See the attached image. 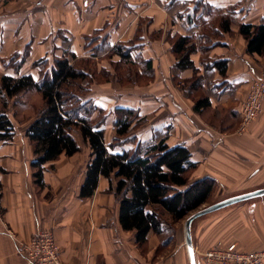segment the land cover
Masks as SVG:
<instances>
[{"label":"crops","instance_id":"0c3cea01","mask_svg":"<svg viewBox=\"0 0 264 264\" xmlns=\"http://www.w3.org/2000/svg\"><path fill=\"white\" fill-rule=\"evenodd\" d=\"M173 1L1 0L8 14L0 21V92L4 76L31 75L36 82L40 80L34 62L25 71L24 56L43 53L41 44L46 39L51 38L50 44L53 42L51 53L57 54L62 44L69 42L70 47L65 50L78 58H89L93 55L88 54L91 42L88 48L85 38L97 33L107 42L108 53L118 45L131 50L133 64H142L140 76L152 79L155 71L150 86L144 92L135 91L129 98L111 93L85 97L93 102L95 113L109 114L116 135L117 110L135 111L145 120V125L126 137L122 146L114 147L107 141L109 126L105 123L101 129L109 153L123 154L134 151L139 144L165 141L171 148L185 146L190 150L192 162L197 165L193 182L211 178L217 183V191L228 198L263 189L264 102L260 116L245 131H240V127L241 104L252 83L264 79V55L248 54V43L239 26L264 22V0H201L212 11L210 15L203 14L202 9L193 12L200 0ZM183 7L191 11L181 15ZM221 15L229 16L239 25L232 24L231 32L227 33L211 28L220 38L202 49L196 41L207 40L210 23ZM143 19L150 20L149 27L139 32L138 22ZM42 26L47 34L45 39L41 36ZM163 29L161 39L150 38L153 32ZM180 37L189 38L190 45L195 47L190 60L196 72L177 69L179 61L173 50ZM15 56L16 66L8 65ZM113 58L122 61L118 55ZM42 59L45 58L37 62ZM205 59L212 62L204 66ZM221 60L228 62L226 77L213 66ZM206 74L214 78L211 85L204 79ZM193 75L199 77L198 87L193 90L188 85L181 90L177 84L186 83ZM191 94L197 102L209 98L210 107L196 111ZM23 97L21 94L9 101L5 108L0 94V114L6 113L15 127L11 141H0V264H28L19 246L41 230L54 233L65 264H190L185 236L180 235V230L176 247L164 256L159 255L163 239L153 233L149 234L145 247L136 244V233L121 227L120 201L110 191V180L101 177L95 194L81 197L92 158L91 149L80 133L75 137L80 153L73 157L62 155L45 164L42 185L39 184L33 166L36 160L33 144L26 136L36 119L27 126H16L13 122L16 100ZM112 182L116 187L114 178ZM192 237L198 264H206L201 253L217 244H236L243 252L263 251L264 197L195 221Z\"/></svg>","mask_w":264,"mask_h":264},{"label":"trees","instance_id":"16d2710c","mask_svg":"<svg viewBox=\"0 0 264 264\" xmlns=\"http://www.w3.org/2000/svg\"><path fill=\"white\" fill-rule=\"evenodd\" d=\"M211 12L209 10L207 14ZM232 23V19L221 15L210 23V27L227 33L231 32ZM239 32L247 40L249 55H264V22L258 25L241 24ZM190 43L191 40L184 37L176 41L173 51L179 61L177 69L195 70L190 60L195 47ZM110 53L112 56H120L126 64L133 65L132 52L126 51L124 46L118 45ZM96 57L98 55L93 54L89 58H78L65 50L61 56L55 57L50 75L38 82L31 75L18 78L4 76L0 92L3 94L4 107H8L9 101L33 90L38 91L42 97L44 108L26 134L33 144L36 157L33 166L37 169L36 178L40 185L45 164L62 155L73 157L80 153L75 138L77 131L89 145L92 158L81 197H92L101 177L110 180V191L120 201L119 220L122 229L135 232L136 244L141 248L148 244L150 233L159 237L168 235L162 246L169 247L176 238L173 224L187 220L210 203L217 183L211 178L192 182V174L197 165L192 162L191 152L185 146L171 148L165 141H161L156 144H139L134 151L123 154L109 153L105 132L101 129L106 119L93 120L92 115L97 111L93 102L86 101L85 96L78 94L81 83L88 76L86 69H91V61ZM13 59L16 61L14 65L11 63ZM45 60L38 61L35 67L41 66ZM9 64L16 66L17 56ZM213 66L222 77H226L227 61H216ZM194 85L198 87L199 81ZM210 105V99L205 98L196 102L195 110L207 109ZM103 113L99 111L98 114ZM136 118L138 120L139 115L135 111L117 110L118 139L129 136ZM14 134L15 127L11 119L6 113L0 114V141H11ZM113 178L116 187L113 186Z\"/></svg>","mask_w":264,"mask_h":264},{"label":"rangeland","instance_id":"374dc122","mask_svg":"<svg viewBox=\"0 0 264 264\" xmlns=\"http://www.w3.org/2000/svg\"><path fill=\"white\" fill-rule=\"evenodd\" d=\"M177 2L176 0L173 1V3ZM173 5V4H172ZM174 6V5H173ZM171 6V8L173 7ZM194 7V6H193ZM186 7H183L181 9V15L186 14L187 12H190V9H187L185 11ZM199 9H202V13L205 14L206 12L209 11L208 6L203 2V1H199L196 4V9H194L193 12L197 11ZM193 12H191L190 14H193ZM177 13V12H176ZM8 14V11L4 9V7L1 4V0H0V21L1 18L5 17ZM225 14V13H222ZM217 15V14H216ZM226 16V15H224ZM228 19H231L230 17H227ZM149 19H143L140 20L138 23V28H139V32H141V28H146L149 27ZM232 24L233 25H239L238 22L236 20L232 19ZM215 27V26H214ZM208 28H212V27H208ZM216 28V27H215ZM208 29V30H210ZM165 29L161 30L160 32H153L150 35V38L152 40H159L162 38L163 35V31ZM46 30H44V26H42V30H41V36L42 39L46 38L45 34ZM149 32V31H148ZM149 35V34H148ZM234 35V34H232ZM220 38V34L214 32L213 29H211V31L209 32L208 36H207V40L206 41H196V44L200 47H202V49H204L206 46H209V44H211L214 40H219ZM197 38H194V40H196ZM50 40L46 39L45 41H43L42 47H43V53H41L40 51H38L36 54H25L24 56V63H26V67H25V71H29L30 70V65L31 63L34 62L33 67L35 68V64H37V60H39L41 57H44L46 60V62H44L41 66H38V71L41 74V80L44 78V76L50 75L51 72V68L54 67L55 65V57L57 56H61L62 52H64L65 49L70 47V43L66 42L65 44H62V50L58 51V53H51V49H52V44L53 42L51 41L50 44ZM86 41V46L88 47V44L91 42V48H89L91 51L88 53L89 55L96 54L98 55V59L91 61L92 62V67L91 69H86V72L88 73L87 79H85L82 83H81V91L78 94H81L85 97H91L92 95H97V94H112L115 97H119V98H124L127 97L129 98V96L133 95L135 93V91L137 92H144L145 88L149 87L150 84L155 80V71L154 74L151 78H146L145 76H140V69H142V64L140 62L138 63H134L133 65L130 64H126L123 61H119L118 58H113L112 59V55L111 53H108V44L106 41H103L100 39L99 34L94 33L91 37H86L85 38ZM59 42V41H58ZM40 45V46H41ZM41 47V48H42ZM81 55L83 53H80ZM86 55H88L86 52L84 53ZM20 59V58H19ZM15 59L12 60V65L15 64ZM203 65L205 66L207 63L212 62L210 59H205L202 61ZM32 68V67H31ZM44 68V69H43ZM207 69V68H206ZM142 74V73H141ZM145 77V78H144ZM199 77H197L196 75H193V77L190 80H187L186 83H180L177 84L179 85V88L181 90L185 89L186 86H190L191 88L194 90L196 88V86L194 85ZM204 79H206L208 84H212V80L214 79L212 75H208L206 74V76L204 77ZM139 88V89H138ZM141 90V91H140ZM75 92V90H74ZM202 94H205L203 92H201ZM192 101H194L195 103L197 102V99L193 96V94H191L189 96ZM17 103H15V108H14V112L16 114L15 118H13V122L15 123L16 126H27L28 123L32 122L34 119H36L39 115V113L43 110L44 108V103L42 100V97L40 95V93L38 91H30L27 93H24V97L23 99H18L16 100ZM11 114V112H10ZM108 115V116H106ZM106 116V117H105ZM94 118H96V120H101L102 118L106 119L104 120L106 125L109 126V131L107 133V141L112 143L113 146H122L121 144H123V140H125L124 138H120L118 139L117 135L114 133V130L112 128L111 125V121H109V114L107 112H104L103 115H100L98 113H95L93 115ZM142 120L141 118H139L137 120L134 121V125L131 127V132L129 134V136H131L133 133H135L136 131H138L141 126L145 125V121H139ZM79 136L78 132L75 131V137ZM117 137V138H116ZM118 139V141H117ZM193 176V174H192ZM193 182V180H192ZM217 191V186L214 192V195L210 201V203L206 204L204 207H208L211 206L215 203H218L226 198H228L229 196L223 195L221 192L219 193ZM216 193V194H215ZM201 208V209H202ZM200 209V210H201ZM210 216V215H209ZM214 216V215H213ZM208 218V217H207ZM185 221H182L180 223H176L173 224V228L176 230V238L174 239V241L172 243H170L169 247H162L163 249L160 250L159 255H167L168 253H171L174 248L177 245V234L180 230V235L185 236L184 235V226H185ZM168 237V235L164 236V237H160L163 240H166V238ZM204 254L205 252L201 253V257L204 261Z\"/></svg>","mask_w":264,"mask_h":264},{"label":"built area","instance_id":"2783aa9c","mask_svg":"<svg viewBox=\"0 0 264 264\" xmlns=\"http://www.w3.org/2000/svg\"><path fill=\"white\" fill-rule=\"evenodd\" d=\"M88 1L84 2V7ZM264 79L252 83L249 94L241 104V127L245 131L263 111ZM20 254L28 264H65L61 259V250L51 230L36 232L31 240L19 246ZM206 264H264V250L259 252L240 251L236 244H217L205 252Z\"/></svg>","mask_w":264,"mask_h":264},{"label":"water","instance_id":"95a60500","mask_svg":"<svg viewBox=\"0 0 264 264\" xmlns=\"http://www.w3.org/2000/svg\"><path fill=\"white\" fill-rule=\"evenodd\" d=\"M264 197V188L260 190H256L250 193L242 194L239 196L231 197L225 200H222L218 203H215L211 206L204 207L201 210L195 212L185 221L184 226V235H185V245L187 248V252L190 259V264H198L197 257L195 254L194 246H193V237H192V226L193 223L203 217L214 214L221 210H224L228 207L247 202L253 199Z\"/></svg>","mask_w":264,"mask_h":264}]
</instances>
